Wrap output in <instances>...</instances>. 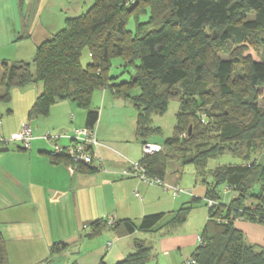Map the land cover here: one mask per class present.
Instances as JSON below:
<instances>
[{
  "label": "trees",
  "instance_id": "obj_1",
  "mask_svg": "<svg viewBox=\"0 0 264 264\" xmlns=\"http://www.w3.org/2000/svg\"><path fill=\"white\" fill-rule=\"evenodd\" d=\"M258 34L264 37V0H91L86 11L66 17L61 29L37 45L31 63L3 64L0 101L9 102L14 88L41 83L29 116H46L53 104L68 100L86 110L85 125L92 127L99 115L91 108L92 94L109 88L132 101L135 138L144 144L160 133L152 116L177 99L180 107L171 137L161 142L160 150L142 153L138 162L162 180L173 159L193 165L201 183L211 178L206 196L217 202L208 208L202 241L191 255L195 264H264V249L248 244L233 226L239 216L264 223V160H249L264 144V108L256 103V89L264 86V61L245 54L251 37ZM218 48L228 57L217 56ZM85 49L90 61L84 66ZM113 57L123 60L127 81L114 83L108 75ZM132 87L138 88L134 95L129 94ZM223 154L244 162L207 168L210 158ZM80 168L102 170L95 164L78 165L76 171ZM221 184L236 193L228 203L217 195ZM190 204L145 215L138 229L170 226L165 230L169 234L184 221ZM103 227L105 220H94L87 236L98 235ZM120 227L124 234L137 229L129 219L115 220L109 228ZM68 249V244L55 242L49 254ZM149 258L150 247L137 240L135 249L114 264H147ZM0 264H9L1 230Z\"/></svg>",
  "mask_w": 264,
  "mask_h": 264
},
{
  "label": "crops",
  "instance_id": "obj_2",
  "mask_svg": "<svg viewBox=\"0 0 264 264\" xmlns=\"http://www.w3.org/2000/svg\"><path fill=\"white\" fill-rule=\"evenodd\" d=\"M90 3V0L84 1V7L74 8V14H80ZM34 5V0H0V76L4 63L32 60L37 45L58 31L57 28L64 22V18L58 16L41 25L34 18L29 27L30 9ZM41 89V83H31L24 88L12 89L9 102L0 101V138L13 139L25 125L29 126L32 134L28 148L18 145L16 150L9 151L8 148L7 153L0 154V230L6 241L9 264L10 258L26 254L28 250H37V262L43 263L50 257L51 244L63 242L71 248L68 251H72L74 246L84 241L86 249L93 248L92 255L85 264L104 263L102 245L87 244V241L100 235L106 228L103 227L98 235L88 237L90 224L94 220L110 217L117 221L129 219L138 229L141 218L145 215L173 212L184 205L203 200L204 197L195 195L193 187L182 185L181 180H166L167 175L164 176L166 182L190 189L191 194L176 195L160 186L148 185L122 175L127 168V160L138 161L142 157V143L135 138L140 150L133 154L134 148L125 144L129 139L119 138L113 131H107L112 119L108 110L104 112L105 97H108L104 89H101L100 109L95 106L91 108L99 110L98 120L93 127L101 144L97 150L104 160L105 170L88 171L90 169L80 168L70 173L68 160L55 156L52 143L43 136L46 133L58 136L56 142L59 145H68L72 130L86 126V110L64 100L53 104L46 116L31 117L29 110ZM19 97L21 103L18 104L15 100ZM19 105L22 108L16 113ZM131 131L134 137L135 125ZM194 177V183L197 184L195 171ZM229 192L231 190H224L222 202H225ZM193 197L196 199L194 202ZM232 198L233 195L228 200ZM205 222L206 219L203 228ZM233 226L242 232L248 244L264 249V223L239 216L233 220ZM109 229L114 233L124 234L122 227ZM154 231L162 237L160 241H164L168 235L162 228ZM198 231L199 229L195 236L191 235L186 240L175 237L168 240L169 243L165 242L162 253L169 258L168 264H181L191 259L198 245ZM134 234L135 232L126 234L128 236L124 239ZM144 240L142 241L146 243ZM127 244L130 246L127 249L130 250L129 254L135 249V243L132 245L128 241ZM113 256L115 262L120 261L121 255L114 253Z\"/></svg>",
  "mask_w": 264,
  "mask_h": 264
},
{
  "label": "rangeland",
  "instance_id": "obj_3",
  "mask_svg": "<svg viewBox=\"0 0 264 264\" xmlns=\"http://www.w3.org/2000/svg\"><path fill=\"white\" fill-rule=\"evenodd\" d=\"M34 1H35V5L32 6L30 9L29 27H30V23L32 22L34 18L38 19L40 21L39 23L43 25V24H46L50 18H56L59 16L65 19L66 17H72L75 15L74 8L78 6L84 7L83 2L86 0H34ZM86 10L87 8L82 10V12ZM25 11L27 12V8ZM252 17H253L252 15H249L248 19H251ZM63 23L59 28H57L58 30L63 27L64 25ZM128 27L129 28L132 27V22H129ZM261 38H264L263 35H259V34L253 35L250 39V44H249L250 46L246 50L245 54L251 56L253 60L264 61V42H261L262 41ZM202 43L203 41L200 42L199 44H202ZM225 47L227 48V45H225ZM216 55L219 56L220 58L228 57L227 52L219 48L216 49ZM31 61L32 60H29L30 63ZM89 61H90V57H89L87 49H85L82 52L81 63L82 65L85 66ZM236 70L237 72H241L242 68L240 66H237ZM108 75L110 77L115 78L113 79L114 83L127 81L129 79V71L123 65V60L121 58L113 57L111 59V65L108 70ZM103 89L105 92H107V95H108V97H105L106 106L104 108L105 109L104 112H107L108 110L109 113L111 114V119H112L110 125L107 126V131L109 132L113 131L115 135L119 138L125 137L126 139H129L127 140V143L125 142V144L131 145L134 148L133 154L137 153L138 149L140 150V146L135 140V135L133 137V133L131 131L132 126L136 124L137 112H136V109L132 101L124 97L123 94L115 93L109 88H103ZM0 90H1V87H0ZM256 90L258 92V95L256 97V103L260 108H264V86H260ZM101 92H102L101 89L94 90L92 94V98H91V106L93 108L95 106L98 109H100L101 98H102L100 95ZM137 92H138L137 87H132L131 89H129L130 95H134ZM20 98L21 97L16 99L15 102H17L18 104L21 103V101H19ZM95 101L97 102V104H95ZM179 107H180L179 101L177 99H172L167 103V106L164 112L154 114L152 116V123L154 126L160 129V133L150 137V140L148 142L154 141V142L159 143V142H162L164 139L171 137L174 127H175V123H176V113L178 112ZM21 108L22 107H20L19 105L18 109L16 108V113H19ZM206 108L210 109V104L207 105ZM23 113H24V110H23ZM18 145L22 147L21 143H19L18 141H14V142H9L7 147L9 148V151L10 150L12 151V150H16V147ZM158 145L162 147L161 144H158ZM259 148L260 149L257 151L256 154L254 153L253 155H250L251 156L249 159L250 161L254 159L256 163L263 162L264 144ZM116 149L120 151V149L118 148ZM141 150H142V147H141ZM7 152L8 151L0 152V154L7 153ZM241 162H244V161L238 157L231 156L230 154H223L215 158H210L207 162V168L213 169L218 165L240 164ZM194 171H195L194 167L191 164L182 166L180 165L179 161L175 159L169 160L167 162L166 180H174V179L181 180L182 185L193 187L195 189V195L201 198L204 197L203 198L204 201L199 200V201H196L194 204H190L191 208L185 213V219L181 223L182 225L181 224L175 225L174 227H172V231L171 229L170 231L168 230L169 231L168 233L170 234L166 235L164 241H160L162 237H159L160 234H157V231H154L155 229L149 232L136 229L134 231L135 232L134 235H130L129 237L124 239V237L128 235L118 234L116 232L114 233V231H111V229H109L107 226L105 229H103V231L100 232L101 233L100 235H98L97 237H94L91 241H87L88 242L87 244H90V243L99 244L100 243L102 245V252L105 254L103 261L106 264H110V263L115 262L114 258H112L114 253H116L117 255H121L120 256V260H121L130 251V250H127L130 247L127 244L128 241L132 245H134L135 241L137 240L148 239L147 241L144 240L146 242L145 244L150 247L151 256L147 264H168L169 258L165 257L162 253L163 245L165 244V242L169 243L168 240H170L171 238H175V237L186 240L187 237H190L191 235L195 236V233H197L196 232L197 229H199L198 235L202 241L201 231L203 228L204 221L205 219H207L208 208L215 205L217 201H214V204L212 206H209L208 199L210 198L209 196H204V193H205V188H207L206 186L210 187L212 185V180L210 177H207V184L201 183L199 180L197 181V184H195L194 183V180H195ZM164 182L167 185L179 186L178 184H172V183L166 182L165 180ZM225 187H226L225 185L221 184L217 188L218 189L217 195L220 196V199H219L220 201H222V199L224 198V190H225L224 188ZM182 189H185V188H182ZM185 190H190V189H185ZM181 194H184V193H181ZM186 194H191V190L189 191V193H186ZM231 195L235 196L236 195L235 191L231 190V192H229L226 195L225 202H222V203H228L229 202L228 199ZM104 220L106 221L107 219H104ZM166 228H170V226ZM166 228L165 227L162 228V231L164 232ZM149 239H152L151 243L149 242ZM106 241L112 242L111 246L108 249L105 246ZM85 242L86 241H84L83 243H79L78 246H74L72 248L73 249L72 251L66 250L65 252H62L52 257L49 255L50 257H48V259L45 260L43 263L37 262V259L39 257L37 256L38 254H36L37 250H32V251L28 250L26 254H23V255L20 254L18 256H14L13 259L10 258L9 259L10 264H47V262L49 261L51 264L53 259L55 263H57L60 260V263L62 264H74L73 262H77V264H85L88 262L93 252V248H89V249L85 248V246H87L85 245L86 244ZM197 242L199 243V241ZM124 251H127V252H124ZM192 264H195V262Z\"/></svg>",
  "mask_w": 264,
  "mask_h": 264
},
{
  "label": "built area",
  "instance_id": "obj_4",
  "mask_svg": "<svg viewBox=\"0 0 264 264\" xmlns=\"http://www.w3.org/2000/svg\"><path fill=\"white\" fill-rule=\"evenodd\" d=\"M43 138L50 141L53 148V154L57 156H64L68 160V170L70 173H74L78 165H91L95 164L101 169L105 170V166L102 157L98 153V147L101 145L96 138L95 128L92 127H81L74 128L71 135H69L70 143L68 145H59L56 140L58 136H51L46 133ZM12 140L21 143L23 148H28L32 140V134L29 126H23L15 135L13 139L0 138V146H7ZM161 147L156 143L146 142L142 144V153L151 154L155 151L160 150ZM123 175L131 178H135L148 185H156L162 187L164 190L172 191L174 194L179 195L181 193H189L190 190H185L179 186H171L165 184L164 180L151 176L146 168L141 165L138 161L127 160V168L122 172ZM225 190H230L228 187ZM209 206L214 204V200L208 199ZM213 201V202H212ZM115 219L110 217L106 220V225L111 227ZM199 243L201 238L198 237ZM111 242L106 243V247L111 246ZM192 264L194 260H187L181 264Z\"/></svg>",
  "mask_w": 264,
  "mask_h": 264
},
{
  "label": "water",
  "instance_id": "obj_5",
  "mask_svg": "<svg viewBox=\"0 0 264 264\" xmlns=\"http://www.w3.org/2000/svg\"><path fill=\"white\" fill-rule=\"evenodd\" d=\"M6 151H8V147L7 146H0V152H6ZM54 263H55V261L53 259L51 264H54ZM47 264H50V261L47 262ZM56 264H60V263H56Z\"/></svg>",
  "mask_w": 264,
  "mask_h": 264
}]
</instances>
